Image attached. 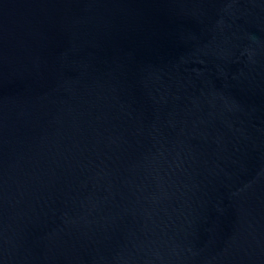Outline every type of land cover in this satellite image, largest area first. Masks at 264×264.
<instances>
[{
  "label": "water",
  "instance_id": "water-1",
  "mask_svg": "<svg viewBox=\"0 0 264 264\" xmlns=\"http://www.w3.org/2000/svg\"><path fill=\"white\" fill-rule=\"evenodd\" d=\"M0 264H264V0H0Z\"/></svg>",
  "mask_w": 264,
  "mask_h": 264
}]
</instances>
